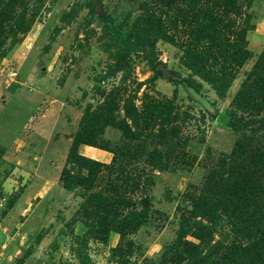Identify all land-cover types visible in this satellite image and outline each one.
<instances>
[{
	"label": "rangeland",
	"instance_id": "obj_1",
	"mask_svg": "<svg viewBox=\"0 0 264 264\" xmlns=\"http://www.w3.org/2000/svg\"><path fill=\"white\" fill-rule=\"evenodd\" d=\"M10 1L0 0V9ZM145 1L26 0L28 20L38 9L30 31L14 34L6 27L2 34L0 28V264H174L177 252L188 255L182 237L198 242L181 230L193 197L214 192L221 202L217 183L205 186L218 156L231 153L244 133L249 136L245 155H264V128L258 118L249 112L242 119L230 113L242 81L264 53V0H243V14L232 15L236 26L245 29L252 54L223 98L188 66L180 46L184 27L169 20H175L177 8L167 16V37L152 43L155 23L145 18ZM117 86L123 89L112 96L113 115L125 117L126 99L140 111L149 95L173 104H167L161 120L148 127L142 123L135 139L103 127L100 138L127 154L118 160L113 151L80 144V154L112 167L83 184L80 174L89 171L77 163L67 165L69 149L82 129L87 105L102 103V91L108 94ZM261 93L260 86L249 97ZM178 126L179 136L160 137L164 127ZM154 148L169 154L163 155L164 171L147 161L145 150ZM65 167L75 176L71 188L62 178ZM97 192L108 200L102 202L105 198L100 200ZM227 203L233 208L236 201L229 198ZM244 207L247 218L251 207ZM256 217L255 227H264ZM193 219L185 230H194L193 221L200 218ZM120 227L125 232L123 251L113 253ZM219 240L224 246L204 248L207 257L198 264H248L264 254V233L250 248L252 240L227 237L221 230L213 242ZM233 241L236 247L227 253L226 245Z\"/></svg>",
	"mask_w": 264,
	"mask_h": 264
},
{
	"label": "trees",
	"instance_id": "obj_2",
	"mask_svg": "<svg viewBox=\"0 0 264 264\" xmlns=\"http://www.w3.org/2000/svg\"><path fill=\"white\" fill-rule=\"evenodd\" d=\"M10 2L12 4L6 3L0 9L1 33L3 34L6 27L14 34L19 29L22 30L23 34L28 33L35 22L38 9H34L35 11L28 20L25 16L28 10L26 0H16L15 4L14 0ZM17 3L18 6H16ZM90 6L94 9L96 8L95 5ZM15 7L17 8L15 9ZM158 8L160 9L159 14ZM175 8L178 9L179 14L174 20L172 16L170 17L169 12ZM143 9L146 12L145 18L151 24L154 25L155 23L156 31L154 28V31L149 35L153 39V44L159 39L167 37V27L171 24V21H173L172 25L176 27H179V23L182 24L184 27L182 31L185 35L183 37L184 41H181L180 46L184 50L188 66L196 75L208 82L219 97H225L228 89L236 79L239 68L245 64L252 54L247 48L248 42L245 29L241 28L243 27L242 24L236 26L237 19H234V16L232 17V15L238 17L243 14V0H149L145 1ZM168 15L170 22L167 21ZM4 20H6L7 25L4 24ZM107 20L105 18V21ZM179 38L182 37L180 36ZM138 42L142 43L143 41L139 40ZM48 47L49 45H46L44 51ZM263 59L264 53L260 55L253 69L248 72L246 79L242 81L240 88L230 103L231 114L242 119L244 118L243 114L249 112L251 116L258 118L256 122L262 124L259 128H264V116L261 115L264 114V93L259 94L257 98L254 96L249 97V93L252 91L256 92L260 86L264 87V70L261 67L263 66L262 63H264ZM156 70L162 73V69L157 68ZM122 89L123 87L119 88L117 86L116 89L111 90L108 94L102 91L104 92L102 93L105 98L104 101L97 106L91 103L88 104L81 118L82 129L74 136L68 153L67 165L77 163L81 168L89 171L86 175L80 174L79 178L83 181V184H86L88 180H95L105 168L112 169V167L111 164L80 154L78 151L80 144L113 151L115 160H118L117 157L122 153L120 146L112 148L100 138L103 127L112 126L120 129L125 137L135 139L138 138L136 129L141 127L142 123L145 122L146 127H148L151 121L154 123L161 120L162 113H164L166 107L173 104L172 101H161L149 95V99L144 102L143 109L140 111L134 101L126 99L124 103L125 117L119 116L118 112L116 114L114 112L113 115L114 107L112 101L115 100V96H112ZM127 118L134 127L130 125ZM102 120H104V123L100 124ZM232 125L234 124L232 123ZM178 128L165 129L164 127L160 137L165 138L169 133H172L173 136H179L181 130L179 126ZM144 131L142 129V132ZM248 137L244 133L237 140L231 153L219 155L217 162L206 177V187L215 182L217 183L215 187L222 191L221 202L216 201L214 192L202 193L197 197H193L195 201L190 211V217H182L181 230L187 234L191 232V235L198 242L182 237L181 240L189 246L188 255H184L182 251L177 252L172 258L174 264H198L199 261H204L207 257V252H204V248L221 249L224 246L223 241L213 242L214 235L218 230H221L227 237L233 234L235 238L242 236L252 240L249 248L256 240L262 239L264 227H255L253 221L257 216L256 218L261 220L259 224L264 222V155H255L250 152L249 155H245V152H248ZM167 144L170 147H175L173 141H169ZM140 146L141 149L145 147L142 144ZM145 154L149 155L147 161L155 169L166 170L167 164L163 155L169 154L164 153L163 148L145 150ZM137 155H143V153H137ZM74 177L68 167H65L62 172V178L70 188L72 187L71 180ZM96 196L100 200L105 198L102 199V202L108 200V196H105L103 192H97ZM229 198H233L236 201L233 208L229 207L227 203ZM245 204L251 207V209H247L251 211L247 218L245 217L246 212L243 213ZM114 206L113 204V208ZM128 217L129 215H124V219H128ZM194 217L200 218L193 221L194 230H185L186 227L190 226ZM251 231L253 234L250 233ZM117 232L121 235V239L117 246L112 247L113 253L121 251L124 244V230L121 228ZM226 247L230 249L227 253H230L236 247L235 241L231 245H226ZM248 264H264V254L255 257L254 261Z\"/></svg>",
	"mask_w": 264,
	"mask_h": 264
},
{
	"label": "crops",
	"instance_id": "obj_3",
	"mask_svg": "<svg viewBox=\"0 0 264 264\" xmlns=\"http://www.w3.org/2000/svg\"><path fill=\"white\" fill-rule=\"evenodd\" d=\"M89 148H93V147L92 146H89ZM97 155H101L104 158L107 157V154L103 150H97Z\"/></svg>",
	"mask_w": 264,
	"mask_h": 264
},
{
	"label": "built area",
	"instance_id": "obj_4",
	"mask_svg": "<svg viewBox=\"0 0 264 264\" xmlns=\"http://www.w3.org/2000/svg\"><path fill=\"white\" fill-rule=\"evenodd\" d=\"M0 205H2V203H0Z\"/></svg>",
	"mask_w": 264,
	"mask_h": 264
}]
</instances>
